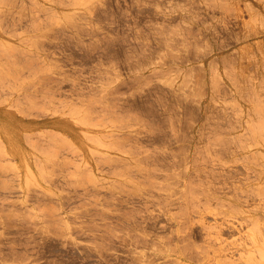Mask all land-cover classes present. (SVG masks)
<instances>
[{"label": "rangeland", "instance_id": "374dc122", "mask_svg": "<svg viewBox=\"0 0 264 264\" xmlns=\"http://www.w3.org/2000/svg\"><path fill=\"white\" fill-rule=\"evenodd\" d=\"M0 264H264V0H0Z\"/></svg>", "mask_w": 264, "mask_h": 264}, {"label": "bare ground", "instance_id": "6f19581e", "mask_svg": "<svg viewBox=\"0 0 264 264\" xmlns=\"http://www.w3.org/2000/svg\"><path fill=\"white\" fill-rule=\"evenodd\" d=\"M55 121V125H57V122H59V121H57V120H54ZM54 121H52V123L54 122ZM57 121V122H56ZM51 124V123H50ZM53 125V124H52ZM54 126V125H53ZM7 139V138H6ZM80 143V142H79ZM81 146V145H80ZM19 153H20V151H19Z\"/></svg>", "mask_w": 264, "mask_h": 264}]
</instances>
